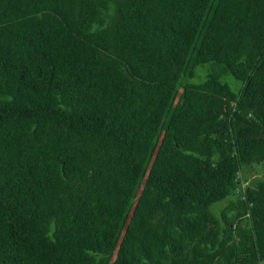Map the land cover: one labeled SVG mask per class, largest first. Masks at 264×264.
I'll return each mask as SVG.
<instances>
[{
    "label": "trees",
    "instance_id": "trees-1",
    "mask_svg": "<svg viewBox=\"0 0 264 264\" xmlns=\"http://www.w3.org/2000/svg\"><path fill=\"white\" fill-rule=\"evenodd\" d=\"M0 264H264V0H0Z\"/></svg>",
    "mask_w": 264,
    "mask_h": 264
},
{
    "label": "rangeland",
    "instance_id": "rangeland-1",
    "mask_svg": "<svg viewBox=\"0 0 264 264\" xmlns=\"http://www.w3.org/2000/svg\"><path fill=\"white\" fill-rule=\"evenodd\" d=\"M207 70H208V67L205 66V67H198L197 70H196V76L194 78H192V82L193 83H199L201 82L202 80L205 79V76L207 74ZM224 79L226 82H228L231 87L236 91L240 85V82L238 80H235V78L229 74V75H226L224 76ZM254 173V171H252ZM256 174V173H254ZM227 200L225 201H220V202H216L215 204H213L212 206V211L216 214H220V212L222 211L223 207L227 204Z\"/></svg>",
    "mask_w": 264,
    "mask_h": 264
}]
</instances>
